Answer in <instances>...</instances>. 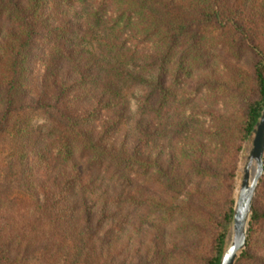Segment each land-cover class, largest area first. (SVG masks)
<instances>
[{
  "label": "trees",
  "instance_id": "1",
  "mask_svg": "<svg viewBox=\"0 0 264 264\" xmlns=\"http://www.w3.org/2000/svg\"><path fill=\"white\" fill-rule=\"evenodd\" d=\"M263 108L264 0H0V264H218Z\"/></svg>",
  "mask_w": 264,
  "mask_h": 264
},
{
  "label": "water",
  "instance_id": "2",
  "mask_svg": "<svg viewBox=\"0 0 264 264\" xmlns=\"http://www.w3.org/2000/svg\"><path fill=\"white\" fill-rule=\"evenodd\" d=\"M245 148L249 149L247 164L238 170L231 223L218 264H236L246 247L253 201L264 174V108L241 150L239 168Z\"/></svg>",
  "mask_w": 264,
  "mask_h": 264
},
{
  "label": "bare ground",
  "instance_id": "3",
  "mask_svg": "<svg viewBox=\"0 0 264 264\" xmlns=\"http://www.w3.org/2000/svg\"><path fill=\"white\" fill-rule=\"evenodd\" d=\"M248 151H249L248 148H245V149H244V152H243V155H242V160L240 161V168H239V171L242 170L241 167H243V165H246V164H247Z\"/></svg>",
  "mask_w": 264,
  "mask_h": 264
},
{
  "label": "rangeland",
  "instance_id": "4",
  "mask_svg": "<svg viewBox=\"0 0 264 264\" xmlns=\"http://www.w3.org/2000/svg\"><path fill=\"white\" fill-rule=\"evenodd\" d=\"M247 139V138H246ZM244 146V145H243ZM240 158V155H239ZM239 168V163H238V167H237V171H236V178H235V189H236V183H237V176H238V169ZM264 175V174H263ZM263 177V176H262ZM262 179V178H261ZM261 181V180H260ZM259 186V185H258ZM234 195H235V191H234ZM234 199V198H233Z\"/></svg>",
  "mask_w": 264,
  "mask_h": 264
}]
</instances>
